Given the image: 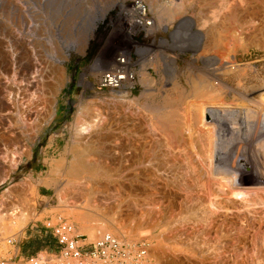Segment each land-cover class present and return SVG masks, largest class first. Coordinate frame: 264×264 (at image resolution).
Here are the masks:
<instances>
[{
  "label": "rangeland",
  "instance_id": "1",
  "mask_svg": "<svg viewBox=\"0 0 264 264\" xmlns=\"http://www.w3.org/2000/svg\"><path fill=\"white\" fill-rule=\"evenodd\" d=\"M124 1L129 2L130 0H0V180L2 179V174H5V177L3 176L4 181H0V198L2 201H4V203L8 204V202H10L14 197V191L18 189H14V187L10 186L15 182H19L17 186L21 188L20 192L22 194L24 184H30V193L32 194L30 195L34 200V207H32V218H30V220L26 223L27 225L25 224L26 226H24V228L20 232H17L15 224L19 220L21 214L28 209H26L23 202L20 203L21 197L19 202L21 204L20 208L11 205L8 208H5L4 212L0 211V213L5 217L3 227L6 229H12V232L8 230L10 234L2 236V239L6 238L7 240L1 239L0 241V256L4 257L5 259L11 258L16 251V247H14V244H10L9 240H19L22 237L25 228L32 224L41 223L40 220L37 219H41V221H43L46 226H48L49 224L53 226L57 222H59V220L67 219L69 221H72L76 225L78 234H82L85 236H89V233L87 231H84L87 230L88 227L96 229L104 228L105 231L102 235L106 233H112L120 236L121 234H118L119 230L116 229L114 223H110L111 219H116L119 221L120 219H122L121 222L124 223V221H126V223L128 222L127 224H129L130 226V222L132 220H126L130 218V216L128 215L129 212L127 210V207H125V203H122L124 202V200L121 202L120 199L122 197L119 198L115 197L113 194L111 195L115 187H118L119 183H121V178L119 176L116 178L114 177V179L111 178L109 182H105L106 184L109 183V185H107L108 189L110 187L111 193H99L101 196L97 195L96 200L98 202L94 203L95 206L93 203H89V201H92L89 197L86 198L84 196V198L82 196V194L80 193V188L77 187V189H79L80 191L72 189L73 185L71 186V188H69L70 190L68 189L65 192V194H67L66 196H68L69 191H73V194L75 195L77 194V192H79L78 194L80 195L74 196L72 192H70L71 195L69 194V196H71L72 199L70 198L71 202L70 200L69 202L71 204L68 202V200L66 201V203L68 202L69 204L65 203L64 205L59 201V190H56L58 189V187L56 186H58V184L60 185L63 182L60 186L61 188L66 184L65 182H71L72 180L75 181L76 178L71 175V172L69 170L71 169V165L69 164L70 162L72 164L75 153L79 149L76 146L82 145L83 147H85L86 145L84 144V140L82 141V139H79L81 135L78 132V129H80L78 128L80 126L78 125L80 124L78 122L82 121L79 120V118L84 119L82 117H88L87 114L81 111L80 107H88L89 105H91L90 103L93 99L102 101L104 99H109L110 101L111 99L113 102H120L119 100L121 99L122 101H135L140 107H148V112L153 114L155 119H158L160 118V116H163L166 113L168 114L174 110L183 112L182 114L185 115L184 113L187 108V98L185 96H182L183 98L180 97V99H178L180 94L174 92L171 88L173 87V72L176 71L178 73L179 82L183 87L188 89L186 77L188 73L194 71L193 76L198 79L201 77V75L203 77H210L207 73H205V71L212 72V70L215 69L218 65V63L216 62L206 60L208 58L214 59L220 57L223 54V50L221 51L219 48L214 46L206 47V49L204 50L202 48L200 50V42L197 34L198 32L204 34V30H201V28H199L198 30L197 27H201L200 23L203 19H205V23L207 22L206 24L212 23V19L215 16L213 15L215 14L213 10L220 9L222 7L221 6L219 8L220 4H223V2L225 1L184 0L185 4L183 16L180 19L174 20L169 23H161L158 19L157 13H155V11L151 9L156 18V32L151 38H143V36L139 38L141 41L149 44L150 46L148 47L152 51V57L148 61H145L142 66V70L140 73L142 86H140L129 96L125 94L123 96L112 94L111 92L106 90H101L97 93H93L88 89H84L82 85L83 78H86L88 81H93L95 79L97 71L107 68L119 52L130 49L132 45L131 41L125 38L123 34H116L111 30L112 27L110 22L115 17L118 5ZM146 1L149 4V0ZM158 1L160 4H165L167 1L175 0ZM211 3L212 6H210ZM213 7H215L216 9ZM189 18L194 20L195 27H192L189 31L187 28L188 26L183 27V31L186 35L183 38L184 40L181 42L182 45L176 46L172 41V34L180 25L181 21H187ZM257 21L259 24L260 21ZM93 24H95L94 28H92ZM165 26L167 27V29ZM82 35H84L86 38ZM263 36L264 34L261 33V35L258 37L260 40L259 43L257 42L254 44H247L246 46L241 45L237 51L236 56V62L237 64H240L238 70L230 74H223L221 76L223 80H225L229 84L230 87L232 86L231 88L234 89V92L233 96L230 95L231 98H227V102L230 104L232 103L231 106H226L227 109L223 111L222 115L217 120L216 127H214L217 131L215 133L217 153H221L227 156L226 161L231 163H238L243 160H249L254 164L257 163L255 165L251 163V171H254L256 167L262 168V166L264 165V154H261L264 152V147L260 145L264 143V134L260 136H257L256 133V135L252 134L253 136L248 135V133L246 132V128H244V124H242V128H244V130L241 132L240 123L242 122H240L239 118L242 116L243 119L241 118V121L244 122V117L248 119L249 117H252L251 119L253 121L250 119V127L255 128L254 130H260L264 127V106L262 105V103L255 104L256 102H250V100L248 101V98L250 99V97L253 96L254 98H256L257 102H261V94L257 88H262L263 86L261 84L264 85ZM164 40L167 41V43L163 42ZM203 46L204 43L202 42V47ZM94 47L95 51H93V55L90 57V59H87ZM37 62L39 63V67L36 64ZM36 66L40 69V71H42V76H44L45 82H49L51 80L50 76L52 75V67H56L60 71L61 80L56 89L57 92H55V94L51 97V111L48 115L45 114V103L39 96L40 90L37 89L39 86H41V83L43 81H41L40 83V81L38 80V75L41 72L37 73L35 71ZM43 66L45 70L43 69ZM143 71H146L155 79L154 84L151 85L150 88H148L142 81ZM70 84H74V88L70 91L67 90L66 92H64V90ZM255 87L257 91H254ZM252 91L253 93L251 94ZM165 92H168L170 94V97L173 98V109H167L163 107V103H165ZM243 93L244 96H246L245 93H247L250 97H242L241 95H243ZM230 99H233L234 102L233 100L231 102ZM1 106L5 109H3ZM228 106L230 108H228ZM259 107L261 108L259 109ZM159 131L161 134L162 131ZM77 133L80 137L77 135ZM120 138L122 139L121 141L124 142V138L118 136L116 138H105L103 144L105 147L107 146V148L111 149L112 151L119 150L120 148H122L123 143L121 141L119 143H116L115 139H117L118 142ZM196 140L197 141L193 145L186 143L189 146H185V143L176 144L178 147L174 144L173 147L172 144H167L166 146L164 140L162 146L160 143L159 147L157 148L160 151L158 152V154L160 153L158 155L159 161L156 160L155 165L153 166L154 168H152V170H154L153 172L155 173L158 170L157 176H152L153 179L156 180V182L154 181L155 183H152L154 184L152 185V187H158V189L156 188V190L153 189L154 193L156 192V196L154 195V198L158 199L159 202L162 203L160 207L156 203L152 206H157L159 210L162 209V214H160L162 218L160 217V220L158 221L159 224L156 222L158 225L155 224V228L152 227L151 223H145L148 227H145L144 225L143 227L137 229L135 225L136 223L132 224L135 221H132L131 226H135L134 228L136 229L131 226L130 228H132L133 231L136 230V233L124 236L133 243H148L147 245H145V247L146 249L150 250L151 253H153V255L151 254L153 263L156 261L154 264H190L189 259L191 254L189 251V246H194L196 248L198 247V250L200 246L201 248L203 246V244L199 245L203 238L202 219L204 201H201L203 200V195H199L202 194L201 189L203 187H205V189L209 188L211 190V193H213L212 197L220 198L218 194L214 192L215 189H213L218 186V181L217 179L213 181L208 180L207 175H209V177H211V175L208 173V170L206 168L210 167V169L212 170L213 167H218L215 166V163H213L216 161L204 154L206 153L205 149H203L202 145L198 143V139ZM253 140L254 142H252ZM21 141L22 143L24 142V145H27L28 148L26 147V151L25 148L23 152L22 149H18L24 147ZM257 141L260 142V144L257 143ZM120 143L122 145H119ZM245 143L248 147L245 146ZM17 144H21L20 146L22 147ZM163 144L167 148H165ZM249 144L251 146L253 145V148ZM168 145H171V147ZM179 145L181 146L179 147ZM182 145L189 148L186 149ZM197 145L199 149L197 148ZM192 146H194V148L196 146L198 150V152H196L197 154L195 152H192L194 151V148H192ZM260 146L262 147L260 148ZM73 147H76L77 149L74 151ZM249 147L251 149H249ZM255 147L258 150H256ZM80 148L81 149H79V151L82 150V147ZM69 149L71 150L69 151ZM181 149H185V152ZM200 149L202 150V156L199 151ZM164 152H166L167 154ZM192 154L195 157L197 155L199 157L201 156V158L206 156L210 159V161H208L209 159L206 158V162L203 161V163L202 161H200V159H193L194 157ZM260 154L262 156H260ZM258 157L263 160L259 159ZM64 158H66L65 164L67 163L66 166L64 164V170L62 169L61 173L57 171L54 172L56 162ZM119 162L121 161L118 160L117 163ZM156 162L159 164L158 166L161 167H155L157 166ZM210 163H213L214 165H211ZM258 164L259 166H257ZM118 165H120V163ZM4 169L5 171L3 172ZM203 170H206V172L201 175ZM6 171L8 174L6 173ZM155 173L153 174L156 175ZM189 176L191 177V179L189 178ZM83 179L86 182H92L89 183L90 185L96 184V180H99L98 182H100L101 180L100 185H104L105 183H103L102 181L108 180L106 177H101L98 175L84 176L82 180H80V182H85ZM192 180L195 182H193ZM189 182L193 183V185ZM40 183L44 184L47 187L46 190H48V192L46 194V197H39ZM98 184L99 183H97L96 185ZM192 186H194V188ZM10 190L12 192H10ZM189 191L191 193H189ZM9 193H12L11 196H9ZM157 193L159 194L157 195ZM165 193L169 194V197ZM98 196L100 199H98ZM163 196L166 197L163 198ZM189 196L191 197L189 198ZM74 197L75 200L77 197L83 198H77V202L79 201L77 203L76 201H72L74 200ZM170 199H173L171 201L172 203H168ZM185 199L188 202L185 201ZM94 200L92 202H94ZM142 200L141 204L143 205H141V207L142 211L144 210L143 215H145L147 213L148 207V204H146L145 202L149 203L150 201H152L154 203V201L153 199L148 200L147 197H143ZM194 200L197 203H195ZM152 202L150 203L152 204ZM186 202L188 204L184 205ZM170 203L172 204V207L174 203V207L170 209L172 214L166 207ZM192 205L194 206V208ZM143 206L147 207L143 209ZM165 207L167 209H165ZM150 208L152 209V207ZM157 208L154 207L152 211L151 209L149 210L148 207L149 211L147 214H150V216L147 217L145 215L144 218L146 219L144 220L149 222V220H151L150 217L153 218L152 216H154V210H158ZM150 211H152V213ZM40 213L45 214L42 215ZM123 216L126 217V219H123ZM84 217L86 218V220L83 219ZM126 223H124V226L122 227L124 230L121 228L124 233ZM148 224L151 226H149ZM174 227L175 229H173ZM127 228L130 229L129 227H126V231ZM15 233H17V236ZM169 233L171 234L170 237L168 235ZM196 234L199 235L197 236ZM174 236L176 239L174 238ZM180 236L183 237L180 238ZM121 237L123 236L121 235ZM91 240H93V238ZM3 241H5L6 244L3 243ZM172 245H177L178 247L176 248ZM155 246H157V248ZM179 247H181L183 250ZM249 247L248 248L250 250L245 249L246 251H242V249L244 248H239L240 250L238 249V257L241 258V253H245L248 251V255L246 253L245 254L250 260L252 258H256L254 259V262H252L253 259L251 260L252 264L255 263V260L258 262L259 260L257 259V257H249L255 256L253 254L251 255V253L255 252V249L251 251V249L253 248L251 246ZM161 248L164 252H166L164 253L163 251H161ZM155 253L160 254L158 255L159 257H157V255H154ZM245 254H243V258L245 257ZM254 254H256V252ZM42 255L47 256L46 254ZM53 257L54 256H51L49 258ZM238 257L236 258L238 262L239 260L243 259H239ZM250 260L248 261L250 262ZM194 261H197V263L195 262V264H200L199 258L195 257ZM51 262L53 263L55 261ZM257 262L255 264H257Z\"/></svg>",
  "mask_w": 264,
  "mask_h": 264
},
{
  "label": "bare ground",
  "instance_id": "2",
  "mask_svg": "<svg viewBox=\"0 0 264 264\" xmlns=\"http://www.w3.org/2000/svg\"><path fill=\"white\" fill-rule=\"evenodd\" d=\"M204 1H206V0H204ZM224 1L225 2H223V4H220L219 8L222 6L220 9H216L215 7H213L216 10H213V12L215 13V14H213V15H215L214 18L211 16L213 18L212 23L206 24L207 22L205 23L204 22L205 19H203L202 21L200 20L201 21V23H200L201 27H199V26L197 27L198 30H199V28H201V30H204V34L199 33V32L197 34L199 37L198 38L199 42H200V44H199L200 50L202 48L204 50V49H206V47H211V46L217 47L221 51L223 50V54L220 57H217L214 59L208 58L206 60V61H211V62L213 61V62L218 63V65L216 66L215 69L212 70V72L211 71H208V72L205 71V73H207L210 77H203L201 75V77L198 79V78H195L193 76L194 71L191 73H188L186 76L187 77V83H188V89H186L179 82L178 73L176 71L173 72V75H172L173 76V82H172L173 87H171V88L173 89L174 92L180 94L178 99H180V97H182V96H185L187 99H189V100L186 99L187 108H186L185 113H184L185 115L182 114L183 112L174 110L168 114L166 113L165 115L160 116V118H158V119H155L154 115L148 112V107H142V106L140 107L135 101H126V100L122 101L120 99L119 100L120 102H113L111 99H110V101H109V99L108 100L104 99L103 101L93 99L90 103L91 105H89L88 107L87 106L80 107L81 111H83L85 114H87L88 118H85V117H82L84 119L79 118V120H82V121L78 122V123H80V124H78V125H80L78 127V128H80V129H78L79 130L78 132L82 138L77 133V135L80 137L79 139H82V141L84 140V142H85L84 144H86V145H85V147H83L82 145L76 146L79 149H81L80 147H82V150L79 151V149H78V151H76V153L74 152L75 153L74 160L72 161V164H71V162L69 164V165H71L70 166L71 169H69L71 172V175H73L76 179H75V181L72 180L73 182L71 180H70L71 182H65L66 184L64 183L65 185L61 188H60V186L63 182L60 185L58 184V186H56V187H58V189H56V190H59V194H58L59 201L63 205L66 203L67 200H68V202H69V200L71 202L72 197L69 196V194H70V192H72V194H73V191H69V194H68L69 197L66 196L67 194H65V192L69 188H71L72 185H73L72 189L79 190V189H77V187L80 188L81 191L80 190L79 191L83 197L84 196L86 198L89 197L90 200H92V201L95 199L94 202L89 201V203L94 204L95 202H98L96 200L97 195L101 196L99 193H103V192L106 194L108 192L111 193L110 187L108 189L109 183H107L108 184L107 185L105 182H109L111 180V178L114 179V177L116 178L119 176L121 178V183H119L118 187H115V189L113 190L111 195L113 194L115 197H119V198L122 197L121 198L122 200L120 199L121 202L124 200V202H122V203H125V205H126L125 207H127V210L129 212L128 215L130 216V218L126 219V217L123 216L124 217L123 219H126L128 221L130 219L133 222L135 221L132 224L136 223L135 225H136L137 229L143 227L144 225H145V227H148L147 224H145V223H149V224L151 223L152 227H154L155 224H157L158 221L160 220V217H161L160 214H162L161 213L162 209L159 210V208H157V206H154L158 210L157 211L154 210V212H157V213L153 212L154 216H152L153 218L150 217L151 220H149V218H148L149 222L144 220V219H146V218H144V216L145 215L147 217L150 216V214L148 215L147 213L151 209L150 207H152V209H154V207L152 206L153 204L155 205V203H156L160 207V205L162 203V202H159L158 199L154 198L156 196L155 195L156 192L154 193L153 189L156 190V188L158 189V187H156V188L152 187V185H154L152 183L156 182V180H154L153 177L154 176L156 177L157 173H158V170L156 173L153 172L154 170H152V168H154L153 166L155 165V161L156 160L159 161L158 155L160 153L158 154V152H160V151L157 148L159 147L160 143L162 146L163 140H164V143L166 144V146H167V144H172V147H173V144L175 146H177L176 144H179V143L180 144L189 143L190 145H193L197 141L196 139H198V143H200V145H202L203 149H205V151H206V153H204V154H206V156H208L209 158H212L213 160H215L216 162H213V163H215V166H218V167H216L218 169L214 168L213 166H212L213 167L212 170L210 169V167L209 168L206 167V168L208 170V173L211 175V177H209V175H207L208 180L213 181V180L217 179V181H218V186L216 188H213V189H215L214 192L217 193L220 198L212 197L213 193H211V190L209 188L205 189V187H203V185H202V187H203L201 189L202 194H199V195H203V200H201V199L200 200L204 201L203 202L204 210H203V219H202V224H203L202 225V231H203L202 240L203 241L201 240V243L199 245L203 244V246H202V248L200 246L199 250H198V247L196 248L194 246H189V249H190L189 251L191 254L190 259H189L190 264H195V262L197 263V261H194L195 257L199 258L200 264H252V262H254V259H256V258H254V259L252 258L253 261L251 262L252 259L250 260L247 256L248 251L245 252L247 255L243 252L242 253L240 252L242 255L241 256L239 254L241 256V258H243V254H245L244 255L245 257L243 259L238 257V253L240 250L239 248H244V249H242V251L245 249L250 250L249 246H251L253 248V249H251V251H253L255 249V252H256V254H254L255 252L251 253L249 251L251 253V255L252 254L255 255V256H249V257L250 258L251 257H257V259L259 260L258 261L259 264H264V165L262 166V168L256 167V169L254 171H251L252 164L255 165L257 163L254 164L249 160H246V161L243 160V161L238 162V163H235V162L231 163V162L226 161L227 156H225L224 154H221V153H217V151H216V147H217L216 144L217 143L215 142V136H216L215 133L217 131L215 130L216 128H214V127H216L217 120L222 115L223 111L227 109L226 106L227 105L231 106L232 103L231 104L228 103L227 98H229L230 95L233 96V92H234V89L231 88L232 86L230 87L229 84L225 80H223V78L221 76L223 74H230V73H233V72L238 70V67L240 64H237L236 56H237V51L241 45L246 46L247 44L249 45V44H252V43L254 44L257 42L259 43L260 40L258 37L261 35V33L264 34V0H233V1L232 0H224ZM149 4H150L151 9L153 11H155V13H157L158 19L161 23H163V22L169 23V22H172L174 20H178L183 16V13H184V4H185L184 0L167 1L165 4H160L158 0H149ZM210 6H212V3ZM257 20L260 21L259 24H258ZM209 22H210V20H209ZM185 26H188L187 27L188 31L191 30L192 27H195L194 20L189 18L187 21H181L180 25L177 27L175 32H173L172 41L174 42V44L176 46L182 45L181 42L184 40L183 38L186 35L185 32L183 31L184 30L183 27H185ZM94 27H95V24H93L92 28H94ZM166 29H167V27H166ZM82 36H84V35H82ZM225 36H227V37H225ZM163 42L167 43V41H165V40ZM202 42L204 43L203 47H202ZM36 64L38 65L39 63L37 62ZM38 67H39V65H38ZM38 67L37 66L35 67L36 68L35 71L37 73L41 72L39 75L36 73L39 76L38 80L40 81V83H41V81H43L41 83V86L37 85V86H39L37 89L40 90V95L39 94L38 95L44 101L45 110H46L45 114L48 115L51 111V109H50L51 103H52L51 97H52V95L55 94V92H57L56 89H57V87L60 83V80H61L60 71L56 67H52V69H51L52 75L51 76L49 75L51 77V80L49 82H45L44 76H42L43 75L42 71H40V69ZM43 69L45 70L44 66H43ZM34 74H35V72H34ZM210 78H212V79H210ZM142 81L148 88H150L151 85L154 84L155 79L149 73H147L146 71H143ZM261 85L263 86V87L261 86L262 88H257L261 94L260 95L261 102H259V101L257 102L256 98H254L253 96L250 97L249 94H247V93H245L246 96H244V93L241 96L244 98L248 96V97H250V99L248 98V101L250 100V102H256L255 104L262 103V105L264 106V85L263 84H261ZM254 89H255L254 91H257L256 87ZM252 93H253V91L251 92V94ZM164 94H165L164 95L165 97L162 96L165 98V101L163 100L165 102V103H163L164 104L163 107L167 108V109H173V104H174L172 101L173 98L170 97V94L168 92H165ZM35 96H36V94H35ZM176 99H174V100H176ZM230 100L232 102L233 99H230ZM179 101H181V100H179ZM233 102H234V100H233ZM176 105H178V104H176ZM252 105H253V103H252ZM4 106H6V105H4ZM229 106H228V108H230ZM255 106H258V105H255ZM260 108L261 107H259V109ZM3 109H5V108H3ZM263 110H264V108H263ZM260 112H261V110H260ZM248 115H247V117H248ZM241 118H242V116L239 118L240 122H242V123H240L241 124L240 125V131L241 132L244 130V128H246V132L250 136L252 134H255V133L257 134V136L264 134V127L261 128L260 130L259 129L254 130L255 128L250 127V124H251L250 121L252 120L251 119L252 117L251 118L249 117V119L244 117V122L241 121ZM242 124H244V126H245L244 128H242ZM159 130L162 131L161 134H160ZM13 135H14V133H13ZM118 136H121L122 138H124V142L121 141L122 140L121 138L119 139L118 142H117V139H115L116 143H119L120 141L123 143L122 148H120L119 150L112 151L111 149H108L107 146L106 147L104 146L103 143L105 141V138H116ZM83 137H84V139H83ZM22 139H19V140H22ZM160 139L161 140L163 139L162 142ZM107 141H108V139H107ZM252 142H254V140ZM21 143H22V141H21ZM23 143H22V145H24ZM257 143L260 144V142H258V141H257ZM263 144L264 143H262L260 145H262L264 147ZM17 145H19V144H17ZM119 145H122V144L120 143ZM198 145H197V148L199 149L200 145H199V147H198ZM168 146L171 147V145H168ZM180 146L181 145H179V147ZM182 146H184V145H182ZM185 146H189V145L186 144ZM245 146H246V143H245ZM256 146H258V145H256ZM262 146H260V148ZM20 147H22V146H20ZM26 147H27V145L25 144L24 147L18 148V149H22V152H23L24 148H25V151L27 150L28 147L27 148ZM76 147H73L74 151L77 149ZM164 147H165V145H164ZM246 147H248V146H246ZM165 148H167V147H165ZM185 148L187 149L189 147H185ZM192 148H194V146H192ZM195 148H196V146H195ZM195 148H194V151H192V152L196 153V152H198V150H197V148L196 149ZM71 149H72V147H71ZM71 149H69V151ZM160 149H161V147H160ZM245 149H244V151H245ZM249 149H251V148L249 147ZM181 150H183V149H181ZM256 150H258V149L256 148ZM199 151H200L201 156H202V150L200 149ZM259 151H260V149H259ZM113 152H115V153H113ZM164 153H166V152H164ZM171 153H170V155H171ZM261 154H264V152ZM261 154H260V156H262ZM73 156H74V154H73ZM165 156H167V155H165ZM201 156L199 157L197 155L195 157L193 155V157H194L193 159H200V161L206 162L205 160L207 157L205 156V157L201 158ZM163 157H164V155H163ZM171 157H172V155H171ZM209 158H207V159H209ZM65 159L66 158L58 160L56 162V167L54 168V172L57 171V172L61 173L63 167H65L67 164V163L65 164V161H66ZM259 159H261V158H259ZM263 159H264V155H263ZM263 159H261V160H263ZM118 160L121 161V162H119L120 165H118L119 163H117ZM164 160H165V158H164ZM177 160H179V159H177ZM176 161H174V162H176ZM208 161H210V159ZM257 161H258V159H257ZM64 164H65V166H64ZM158 165L159 164L157 163V166H155V167H161ZM211 165H209V166H211ZM257 166H259V164ZM204 169H205V167H204ZM4 171H5V169L3 170V172ZM189 171H191V170H189ZM205 172H206V170H203L202 174L201 173H199V174L203 175V173H205ZM6 173H7V171H6ZM153 173H155L156 175H154ZM194 174H197V173H194ZM2 175L4 176L5 174L3 173ZM89 175H98L101 177L102 176L106 177L108 180L106 179L107 181H102V182L105 183L107 186L105 184L104 185L106 187L104 185H100L101 180H100V182H98L99 180L98 181L96 180V184L99 183L98 185H96V184L90 185L89 183H92V182H89V181L86 182L84 179L83 180L85 182H82V181L80 182V180H82V178L84 176H89ZM3 176H2V179L0 180L2 182L4 181V177H5V176L4 177ZM189 178L191 179L190 176H189ZM193 182H195V181H193ZM190 184L193 185V183H190ZM196 184H197V182H196ZM196 184H194V185H196ZM197 186H199V185H197ZM192 187L194 188V186H192ZM175 189H177V188H175ZM10 192H12V191L10 190ZM78 193L79 192H77L76 195H80ZM189 193H191V192L189 191ZM11 194L12 193H9V196H11ZM158 194L159 193H157V195ZM31 195H30V197L29 196L25 197L26 199L28 198L27 203H25L27 205L28 209L26 208L27 210L21 214L19 220L15 224V228L17 229V232H20L24 228V226L27 225L26 223L30 220V218H32V211H33L32 207H34L33 206L34 200L32 199ZM73 195L76 196L75 194H73ZM166 195L168 196L169 194H166ZM99 196H98V199H100ZM172 196H173V194H172ZM83 197H77V198L82 199ZM143 197H147L148 200L153 199V201H154V203L152 201H150V202H152V204L149 201H148L149 203L144 201L146 204H148V207H149V210H148V207L146 206L147 207V213L145 215H143L144 210L142 211V207H141V205H143V204H141V202L143 201L142 200ZM164 197H166V196H163V198ZM190 197L191 196H189V198ZM77 198L75 200V197H74L73 198L74 200H72V201L77 202ZM26 199L23 200V203H24V201H26ZM172 200L170 199V201H168V203L171 202ZM185 201H187V200L185 199ZM68 202L66 204L70 203V202L69 203ZM187 202L184 205L188 204ZM194 202L197 203L195 200H194ZM171 203L168 205L166 204L167 205L166 207L169 209V212H171L170 209H172L174 207V203H173V207H172ZM149 205H151V206H149ZM74 206H76V205H74ZM94 206H95V204H94ZM0 207H1V203H0ZM146 207H144L143 209H145ZM166 207H165V209H167ZM193 208H194V206H193ZM187 210H188V208H187ZM189 210H190V208H189ZM152 211H150V212L152 213ZM145 212H146V210H145ZM171 214H172V212H171ZM4 219H5L4 215H2L0 213V228H1L0 241L2 239V236H5L6 234L7 235L10 234L9 231L12 232L11 231L12 229H8V228L6 229L3 227L4 226L3 225ZM83 219L86 220L85 217ZM170 219H171V217H170ZM121 220L122 219H120V221L116 220V219L110 220V223L111 222H112V224L114 223V225L116 226V229L119 230L120 233L118 232V234H121L124 237L125 235L128 236V235H131L133 233L134 234L136 233L135 232L136 230L133 231V229L130 228V226L132 225L131 224L132 221L130 222V226H129V224H127L128 222L126 223V221H124V223H126L125 224V233H127V234H125L123 232L124 229L122 228L124 226V223L121 222ZM166 221H168V220H166ZM171 221H172V219H171ZM176 223H177V221H176ZM169 224H170V222H169ZM151 225H149V226H151ZM126 227H129L132 230L127 228V231H126ZM131 227L134 228L135 226H131ZM136 228H134V229H136ZM173 229H175V227ZM13 230H14V228H13ZM84 231L85 232L87 231L89 233L88 235L90 236V238L91 239L93 238V240H95L98 237L102 236L105 229L104 228L96 229V228H89L88 227V229L84 230ZM15 234L17 236V233H15ZM194 234H195V232H194ZM168 235H169V237L171 236L170 233ZM11 236H13V235H11ZM181 237H183V236H180V238ZM174 238H175V236H174ZM5 239L3 238L2 240H5ZM171 240H173V239H171ZM171 242H173V241H171ZM3 243H5V241H3ZM174 243H172V244H174ZM237 243H238V245H237ZM191 244H192V242H191ZM161 245H160V247H161ZM157 246H155V247L157 248ZM186 246H184V247H186ZM175 247L177 248L178 246L176 245ZM179 248H181V247H179ZM161 251H163V249ZM152 255H153V253H152ZM154 255H157V257H159L158 255H160V254L155 253ZM173 256H174V254H173ZM237 257L239 259H241V260H239V262L236 260ZM246 258H248V259H246ZM248 260H250L251 263ZM256 262L257 261L255 260V263ZM258 262H257V264H258ZM255 263H253V264H255Z\"/></svg>",
  "mask_w": 264,
  "mask_h": 264
},
{
  "label": "built area",
  "instance_id": "3",
  "mask_svg": "<svg viewBox=\"0 0 264 264\" xmlns=\"http://www.w3.org/2000/svg\"><path fill=\"white\" fill-rule=\"evenodd\" d=\"M110 24L113 33L123 34L132 45L119 52L107 68L97 71L93 81L83 78L82 85L93 93L106 90L129 96L142 86L143 63L152 57L150 45L139 38L154 35L156 18L146 0H130L118 5ZM48 226L61 246L59 255L49 258L38 254L21 262L13 256L9 259L0 256V264H153L152 253L145 247L148 243H133L112 233L90 240L89 236L78 234L76 225L67 219ZM9 243L14 244V240Z\"/></svg>",
  "mask_w": 264,
  "mask_h": 264
},
{
  "label": "crops",
  "instance_id": "4",
  "mask_svg": "<svg viewBox=\"0 0 264 264\" xmlns=\"http://www.w3.org/2000/svg\"><path fill=\"white\" fill-rule=\"evenodd\" d=\"M18 183L19 182H15L10 186V187H14V189L17 188L18 189L14 191V197L10 202H8V204L4 203V201H2L0 198V203H2V207L0 208V211L4 212V209L8 208L11 205L20 208L21 205L20 203H22L23 200L26 199L25 197L28 196L30 197L31 194L30 184L29 183L24 184L22 190L23 194H22L20 192L21 188L17 186ZM39 187H40L39 197H46V195L41 193V190L43 188L47 189V187L42 183L39 184ZM20 197H21V202H20ZM27 199L23 203L26 206V208L27 205L25 203H27ZM40 214L44 215L45 213H40ZM37 220H40L41 223L29 225L27 228L24 229L22 237L19 240H14V247H16L15 249L16 251L13 254V257L16 261L21 262L22 260L29 259L30 257L38 254H46L49 257L60 254L61 246L58 243L57 239L55 238L52 228H49L50 226H46L44 222L41 221V219H37Z\"/></svg>",
  "mask_w": 264,
  "mask_h": 264
},
{
  "label": "trees",
  "instance_id": "5",
  "mask_svg": "<svg viewBox=\"0 0 264 264\" xmlns=\"http://www.w3.org/2000/svg\"><path fill=\"white\" fill-rule=\"evenodd\" d=\"M92 52L89 54V56L87 57V59H90V57L93 55V51H95V47L93 48V50H91ZM74 88V84H70L65 90L64 92H66L67 90L70 91ZM42 194L46 195L48 190H46L45 188H43L41 190Z\"/></svg>",
  "mask_w": 264,
  "mask_h": 264
},
{
  "label": "water",
  "instance_id": "6",
  "mask_svg": "<svg viewBox=\"0 0 264 264\" xmlns=\"http://www.w3.org/2000/svg\"><path fill=\"white\" fill-rule=\"evenodd\" d=\"M4 184V183H3Z\"/></svg>",
  "mask_w": 264,
  "mask_h": 264
}]
</instances>
